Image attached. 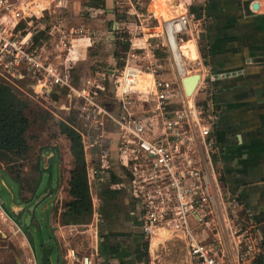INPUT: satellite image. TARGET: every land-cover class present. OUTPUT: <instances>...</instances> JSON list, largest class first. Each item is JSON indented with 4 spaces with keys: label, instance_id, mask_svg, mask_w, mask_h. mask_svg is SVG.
<instances>
[{
    "label": "built area",
    "instance_id": "obj_1",
    "mask_svg": "<svg viewBox=\"0 0 264 264\" xmlns=\"http://www.w3.org/2000/svg\"><path fill=\"white\" fill-rule=\"evenodd\" d=\"M175 2L179 13L162 21L160 41L148 42L151 49L146 47L141 57L132 55L137 60L127 59L119 70L112 71L116 109L101 101L99 86L82 89L72 82L73 31L55 30L47 23L44 0H0V80L14 88H23L27 82L35 99L45 101L61 90L68 92L69 103L76 102L72 125L83 150L86 146L100 151L101 165L86 167L89 183L102 181V174L107 176L103 155L111 140L104 132L107 125L113 127L118 164L125 171L122 187L138 204L143 235L151 237L161 230L178 233L192 264H254L260 238L253 228L228 224L235 238L234 259L221 233L226 229L224 221L230 222L226 206L221 203L222 211L217 203L221 193L211 153L218 117L212 86L228 74L180 51L183 35L190 31V0ZM135 13L138 24H128L141 29L142 14ZM46 30L53 36L49 54L44 53L43 44L34 43V37ZM160 48H165L166 56L154 52ZM194 74L199 75L197 85L187 94L183 79ZM200 95H204L201 100ZM0 224L13 235L23 234L21 224L1 199ZM208 229L216 231L211 241L205 239ZM66 260V264H93L90 256L78 258L73 249H68Z\"/></svg>",
    "mask_w": 264,
    "mask_h": 264
},
{
    "label": "crops",
    "instance_id": "obj_2",
    "mask_svg": "<svg viewBox=\"0 0 264 264\" xmlns=\"http://www.w3.org/2000/svg\"><path fill=\"white\" fill-rule=\"evenodd\" d=\"M56 1L59 3L58 7H60L61 0H44V7L48 10L46 15L48 14L49 17H51L52 12H54V6H56V9L58 8L57 5H55ZM103 1V8L90 6L88 4L89 0L79 3L78 9L80 16L76 18V20H84L91 26L100 25L101 23L96 21L103 20V23H107L108 30L124 23V26H126L130 34V37L127 36L129 45L126 51L129 61L132 55H134V57L142 56L148 50L146 48L148 47V42L152 44L154 41H160L158 38L159 33L153 36H147L145 34L147 28L154 29L155 31L158 30L153 18L159 23V28L161 30L160 24L165 18L179 13V6L175 2L177 0H171L173 5L176 6L174 8L168 7L167 0H149L148 8L150 7L152 18L148 15V9H142V12H140L139 8L134 5L135 0H127L131 7L127 5V9H125L124 13L125 15L117 18L115 15V12H117V1ZM255 3L257 7L254 9L252 6ZM193 6L195 9L197 7L198 11L196 13H190V31L183 35V38L188 37L189 43V51L186 56L189 59L202 58L205 62L211 64L214 71H221L228 74L226 77L215 81L212 86V99L219 112V118L212 131L215 146L211 153L212 164L221 193V197L218 195L217 203L218 205L222 203L226 206L230 222L228 223L225 220L224 225L226 229H223V232L221 231L224 238V245L230 257L234 259L235 248L231 241V234L227 223L230 226L237 222L236 224H238V226H250L257 232L260 238L261 251L264 253V0H195ZM137 11H139V14L147 12V16L151 20L149 26H143L141 29H139V26L136 27L135 25L128 26L129 22L136 21L133 18L131 19L134 21L126 22L125 20V22H123L125 18L130 19V15H135ZM57 23L59 24V21ZM52 25L55 27V30H72L73 34H75L73 35V48L69 55V64L75 52V46L77 45L75 42L87 40L91 43V40H94L95 37L94 32L90 31L92 27L88 28L80 25L71 27L70 30H68L61 29L57 24ZM84 30L85 32L83 33ZM42 36H46L47 39L43 40L39 38ZM109 37L111 36L108 35V38ZM38 38L39 41L37 45L43 44L45 47L44 42L48 40L51 41L52 47L53 36L49 35L47 30L40 32ZM116 39H119V37H116ZM111 40L115 50L116 40ZM154 52L160 55L158 50H154ZM50 53H52V48ZM112 57L114 58V52L112 53ZM134 57H132L131 60H133ZM134 59L137 60L138 58ZM122 65L123 64H121V66ZM108 71H115V68L113 66H108ZM92 84L93 82L87 79L80 88L88 89ZM96 85L100 88L97 90V93L101 99L104 88L100 84ZM59 92V95L53 94L52 97H60L62 93L66 91L61 90ZM48 102L54 103L56 100L52 98V100ZM73 102L75 103L73 107L75 113L76 102L74 100ZM103 102L107 103L105 101ZM108 103L113 104L115 109L118 107V103L114 96V90L112 91V101ZM62 107L65 108L64 105ZM62 110L64 111V109ZM64 114L67 113L64 112ZM71 118L75 125L74 114ZM104 136L106 139L111 140L109 145H107L108 147H106V155H103L105 159L104 163L107 165V169L104 172L107 176L102 174L104 177L102 181L95 179L90 183L89 178H87L92 200V216L89 221V223H91L64 224L61 218L62 205L58 213L55 214L52 212L51 223L56 229L54 230V239L49 241L57 247L53 254L55 264L58 263V250H61L62 259H66V254L69 249L67 248L68 235H65L66 228L72 227L77 229L82 225H84V227H90L94 233L92 236L93 240L91 241L92 250L90 255H88L91 257L93 264H148L146 256H148V254L153 256L156 250L164 246L174 237L181 241L176 243V245L184 246L186 249L187 264H192L188 253V247L182 239V236L178 233L167 231L169 232L167 238H163L152 247V240L156 233L151 237L141 233L138 204L130 197L128 191L123 189V187L118 195L117 210L114 212V216L105 219V216L102 215L103 186L109 182L111 173H114L118 179L123 181L125 172L118 164L115 149L116 133L111 125H107ZM53 148L56 149L53 146L46 147L48 153L43 155V157H45V162L47 156L51 152L56 156V151H54ZM98 150L99 149L93 151L87 149L86 146L84 147L86 167H99L101 165L100 156H98V153L100 155V151ZM55 165L58 170L55 180H58L60 169L58 163H55ZM0 170L6 173L8 178L18 189L19 180L16 181L11 175L7 174L2 163H0ZM24 171H26L25 168ZM23 174L24 173H22V175ZM55 180L53 182H55ZM23 184L25 185L24 182ZM93 184H95L94 187L98 185L95 196H93L91 192ZM5 185L9 189L7 192L9 200L7 201V205H5L6 202L4 203L2 199L1 201L6 210H8L16 221L21 224L23 234L18 236H23L30 248L32 257L34 254L36 264H39V258L35 249L36 244L33 240H31V242L28 240V228L23 224L24 218L19 215L21 204L18 203L17 196L15 197L10 186L6 183ZM229 199L234 202L236 201V205L233 206V203L229 205ZM231 208H236L237 210L236 221L231 220L229 214ZM55 215L58 219L57 223L54 222ZM94 225L95 227H93ZM0 233L3 234L1 231ZM215 236L216 231L214 229L205 230V239L207 241H211ZM0 238H2L1 235ZM232 239L233 242H235V238L232 237ZM12 247L14 252H18L19 261L23 264L21 247L20 249L15 245H12ZM63 248L66 249L64 256L62 252ZM23 249L26 258L30 261L26 248ZM6 252L5 248L0 246V264H5ZM17 260L18 258L15 257V264H17ZM179 262H181V258L177 260L176 264ZM30 264H32V261ZM51 264H54L52 258ZM149 264H152V261H150ZM260 264H264V256Z\"/></svg>",
    "mask_w": 264,
    "mask_h": 264
},
{
    "label": "rangeland",
    "instance_id": "obj_3",
    "mask_svg": "<svg viewBox=\"0 0 264 264\" xmlns=\"http://www.w3.org/2000/svg\"><path fill=\"white\" fill-rule=\"evenodd\" d=\"M85 0H61L60 1V7H58L59 3L58 1L55 2L54 6V12H52L51 17H48L47 23L48 24H57L61 27V29H68L70 30L71 27L76 26H85V27H92L90 28V31H93L95 34L94 40H91V43L87 40H80L79 42H75L77 45L75 46V52L72 55V60L70 61V77L72 79V82L75 84L77 88L82 87L84 81L91 80L93 84H100L104 90L103 94L101 95V100L107 102V104L110 101H112V91L114 90V75L111 74L112 72L108 71V66H113L115 70H119L121 67V64H125L126 60L128 58V55L125 53L123 56L118 57L117 59H114L112 57V53L114 50V45L112 43V40L115 41L116 37H119V39H126L128 40V37H130V34L128 33V30L126 29V26H115L113 29L108 30V26L106 22H102L103 20H97L96 22H100V25H89L84 20L77 21L76 18H78L79 15V3H83ZM117 7L120 10L127 9V5L130 6L129 2L127 0H116ZM134 5H136L139 8V11L142 12V9L146 10L148 9V15L150 18H152V13L150 12L149 0H135ZM131 7V6H130ZM119 10V11H120ZM139 11L138 14H139ZM82 13V12H81ZM141 14V13H140ZM147 16V12L144 14L142 13L141 21L143 26H149L151 24V20ZM133 18V19H131ZM128 21H134L138 24V19L136 15L131 14L130 19H124L123 22ZM155 22L156 28L159 26V23L156 22L155 18H153ZM59 21V24L57 23ZM98 24V23H97ZM128 26H130L128 24ZM107 31V32H106ZM110 31V34H109ZM85 30L83 31V33ZM81 34V33H78ZM124 34H126V38H124ZM145 34L147 36H153L158 35L157 30L147 28L145 30ZM75 35V34H73ZM108 35L111 37L108 38ZM120 40V41H121ZM44 53L49 54L51 52V41L44 42ZM141 57V56H140ZM132 58V57H131ZM133 61L135 60L133 58ZM120 65V67H119ZM27 83V82H26ZM24 83L23 88H15L17 92H21V95L28 98V101L31 103V108L33 111L32 117L34 118V121L29 128L27 132V140L30 145V150L27 155V157L22 160L23 162V168L26 169L23 173V177H25L26 183H32L37 178L38 172L36 169V164L38 161V157L40 156V153L42 151V148L53 146L56 148V161L55 163H58L59 169L61 171V178H59L57 181L55 180L57 178V168L54 163L53 165V174L51 175V180H55L53 182V186L51 188H55V196H56V209L53 210V212L56 214L58 213L59 208L62 204H64L69 198L66 193V181L68 178V171L72 166V159L71 155L68 150V141L67 139L59 133V129L57 126V121L66 117H73L74 114V105L75 103L73 100L71 103H69V97H67V92L62 93V95L59 97H56V102H48L43 99H35V95L32 91V89L29 86V83ZM65 106L63 108L62 106ZM70 111V114L68 110ZM64 109V111L62 110ZM67 113V114H64ZM72 115V116H71ZM75 126V125H74ZM48 153L47 150L42 154V157L40 156V163H45V157L43 155H46ZM15 167V166H14ZM4 168L7 173H9L11 176L17 175V171L10 172L8 167L4 165ZM17 168V167H16ZM0 175L2 180L10 186L11 190L13 191L15 197L17 192V186L12 183V181L8 178L6 173L2 170H0ZM48 179V172L42 171L41 175V184L39 186V193H42V189L46 186V181ZM95 184L92 186V195L95 196L98 185L94 187ZM100 188V187H99ZM0 199L6 202L5 205H7V201L9 200L8 194L0 190ZM234 201L229 199L228 203L229 205H232ZM236 208L229 211L230 217L232 221H236ZM232 214V215H231ZM26 215H29L28 212ZM37 220L39 221V224L42 227V233L40 231L36 232V226L30 225L31 229H29L30 234L33 237V241L35 244H37L40 240L39 237H42L45 240V243H48L49 236L46 234V228L44 224L42 223V219L40 216H38ZM58 219L55 215L54 222L57 223ZM91 223V222H90ZM89 223V224H90ZM237 223V222H236ZM234 223V224H236ZM1 225V224H0ZM83 226V227H82ZM80 226L79 228L75 229L72 227L66 228V234L68 235V247L69 249H73L74 253L79 257L82 256H88L90 255V252L92 250L91 241L93 240L92 236L94 235L92 229L90 227H84V225ZM95 227V225L93 226ZM0 231L3 233L0 235L2 238H0V246L4 247L7 251L6 257H5V264H15V257L19 258L18 252H14L12 245H15L17 247H21V253L23 255V264H30L33 262V257L30 251L29 246L27 245V242H25V239L23 236L13 235L11 234L6 228L0 226ZM172 239V240H171ZM169 242H167L164 246L160 247L158 250L155 251V254L146 256L147 262L149 264L150 261H152V264H176L177 260L181 258V262L178 264H187L186 262V249L184 246L176 245V243L181 242L178 238H171ZM172 243V244H170ZM21 245V246H20ZM35 249L37 250V256L38 248L37 245H35ZM26 248L30 261L26 258L24 249ZM66 249L63 248V256L66 253ZM65 252V253H64ZM28 257V256H27ZM39 258V256H38ZM53 263L55 264V258L52 255L51 256ZM67 260L63 258V264H66Z\"/></svg>",
    "mask_w": 264,
    "mask_h": 264
},
{
    "label": "trees",
    "instance_id": "obj_4",
    "mask_svg": "<svg viewBox=\"0 0 264 264\" xmlns=\"http://www.w3.org/2000/svg\"><path fill=\"white\" fill-rule=\"evenodd\" d=\"M194 1L195 0H190V13H196L198 11V8L196 7L195 9L193 6ZM88 4L96 8L104 7L103 0H89ZM167 4L169 8L176 7L173 5L171 0H167ZM119 10L120 9L116 7L117 12H115V15L117 18L123 17L125 15V10ZM123 36L124 38L127 37L126 34ZM39 38H42L43 40L47 39L46 36ZM39 38L38 35L35 36V44L38 43ZM120 40L121 39H116V49L114 51L115 59L123 56L128 50V41L126 39ZM158 52L161 56L167 55L165 48L158 49ZM56 97L57 96L52 97L53 100H56ZM199 98L200 100L203 99L204 95H200ZM216 110L217 117L219 118L217 107ZM32 114L33 111L28 98L21 95V92H17L14 87H11L4 81L0 80V163L7 166L11 173L17 171V175H13L11 177H13L16 181L20 179L22 181L24 180V189L29 190L34 196H36L40 194L39 186L41 184L40 180L43 170L48 172V179L46 181V186L41 192H44L49 188L52 191L55 189L51 188L53 186L51 175L53 174L54 164L49 165L46 169H43L42 163L39 161L40 156L47 149L46 147L42 148L36 164V169L38 172L37 178L33 181V184L26 183L25 177L22 175L24 171L22 160L27 157L30 150V145L27 140V132L34 121ZM56 123L59 133L62 134L68 141V150L72 159V166L68 171V178L66 181V193L69 199L64 204H62V222L64 224H87L89 223L92 216V200L87 181L86 163L81 137L73 128L71 117L60 119ZM53 150L56 151L54 148ZM220 180L222 181L221 177ZM102 190L103 204L101 207V213L103 216H105V219H108L114 216V212L117 210L118 195L122 191L121 179H118L114 173H111L109 182L103 186ZM54 209H56V207ZM28 236L29 241L32 240V236ZM261 250L262 248L260 245V252L257 254L255 259L256 264L262 263L264 253H262Z\"/></svg>",
    "mask_w": 264,
    "mask_h": 264
},
{
    "label": "water",
    "instance_id": "obj_5",
    "mask_svg": "<svg viewBox=\"0 0 264 264\" xmlns=\"http://www.w3.org/2000/svg\"><path fill=\"white\" fill-rule=\"evenodd\" d=\"M254 9L257 7V4L255 3L252 6ZM192 78L193 80H196L194 85H193V90L195 89L197 85V81L199 79L198 74H194L191 76H188ZM187 77L183 79V84L184 81L186 80ZM185 87V86H184ZM186 93L191 94L193 91H188L187 88L185 87ZM56 161V158L54 154L51 152L47 158L46 162L43 165V169L48 168L49 165L54 164ZM59 178H61V171L59 170ZM0 190L5 191L6 193L9 191L5 183L2 181V178L0 176ZM49 196V191H45L44 193L37 195L32 203L26 211L28 212L29 215L24 217L23 219V224L26 228H29L30 225H35L36 226V231L40 233L42 230L41 225L39 224V221L37 220L38 216L41 217L42 223L44 224L46 228V234L49 236V239L52 240L54 239V230L56 229L55 226L52 225L51 223V215L54 209V205L56 202V196L53 195L49 199L47 197ZM11 206V205H10ZM20 208H25V204H21ZM42 233V231H41ZM39 242L36 244L38 248V253H39V264H51V256L54 254L55 248H57L54 244H51L50 241L48 243H45V240L42 237H39ZM36 248V247H35ZM58 250V249H57ZM37 251V250H36ZM17 264H21L19 259L17 260ZM57 264H63V259H62V254L61 250H58V263Z\"/></svg>",
    "mask_w": 264,
    "mask_h": 264
},
{
    "label": "bare ground",
    "instance_id": "obj_6",
    "mask_svg": "<svg viewBox=\"0 0 264 264\" xmlns=\"http://www.w3.org/2000/svg\"><path fill=\"white\" fill-rule=\"evenodd\" d=\"M175 15L176 14L171 15V16L165 18V19H170V18L174 17ZM157 29H158L157 33H161V30H160L159 26L157 27ZM179 49L184 55L188 54V51H189L188 37L182 38V41H181ZM195 81L196 80H193L190 77L186 78V80L184 81V86L187 88L188 91H193V85H194ZM220 208L223 211V207H222L221 203H220ZM227 225H228V223H227ZM168 235H169V232H167V231L161 230V231L156 232L155 237L152 240V244H151L152 247H154L158 243V241H161L165 237L167 238ZM230 237H231V241L233 243L232 235H230Z\"/></svg>",
    "mask_w": 264,
    "mask_h": 264
},
{
    "label": "flooded vegetation",
    "instance_id": "obj_7",
    "mask_svg": "<svg viewBox=\"0 0 264 264\" xmlns=\"http://www.w3.org/2000/svg\"><path fill=\"white\" fill-rule=\"evenodd\" d=\"M23 182H24V180L23 181L21 179L19 180V182H18V189H17V192H16V196H17V201H18L19 204H23V203L25 204V208L20 209V214H19L20 216H22L24 218L26 216V213H27L26 209L30 205H32V203H33V201H34V199H35L36 196H34L29 190H28L29 192L26 189L24 190V184H23ZM47 190L49 191V196L47 197V199H49L51 196L54 195L55 189H53V191H52L49 188V189H46L45 191H47ZM24 191H26V192H24ZM44 192H42V193H44ZM55 207H56V205H54V208ZM53 210H55V209H53ZM29 229H31V227L28 228V232L27 233H30L29 232L30 231ZM32 240H33V237H32ZM49 240L50 239H48V241ZM30 242H31V240H30ZM33 259H34V262L36 264V258H35V255L34 254H33Z\"/></svg>",
    "mask_w": 264,
    "mask_h": 264
}]
</instances>
